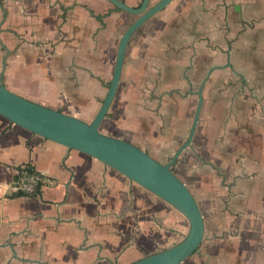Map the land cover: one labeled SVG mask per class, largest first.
Returning <instances> with one entry per match:
<instances>
[{
    "label": "crops",
    "instance_id": "0c3cea01",
    "mask_svg": "<svg viewBox=\"0 0 264 264\" xmlns=\"http://www.w3.org/2000/svg\"><path fill=\"white\" fill-rule=\"evenodd\" d=\"M131 15L108 0H0V82L90 122ZM202 82L173 172L204 234L181 264H264V0H172L147 19L99 130L165 163L188 137ZM23 165L57 183L15 193ZM187 231L180 212L116 170L0 115V264H129Z\"/></svg>",
    "mask_w": 264,
    "mask_h": 264
},
{
    "label": "water",
    "instance_id": "95a60500",
    "mask_svg": "<svg viewBox=\"0 0 264 264\" xmlns=\"http://www.w3.org/2000/svg\"><path fill=\"white\" fill-rule=\"evenodd\" d=\"M108 1L117 9L133 14L136 18L120 37L108 90L94 118L85 122L61 110L41 105L8 90L1 82L0 115L35 135L99 160L180 212L188 222V231L183 238L129 264H181L187 257L199 251L204 234V221L195 198L173 172V166L184 148L190 145L199 117L204 81L197 90L198 101L188 137L167 162L161 163L134 144L102 133L99 126L115 95L125 47L130 36L172 0H159L150 7L149 0H141L137 7L129 6L122 0Z\"/></svg>",
    "mask_w": 264,
    "mask_h": 264
},
{
    "label": "built area",
    "instance_id": "2783aa9c",
    "mask_svg": "<svg viewBox=\"0 0 264 264\" xmlns=\"http://www.w3.org/2000/svg\"><path fill=\"white\" fill-rule=\"evenodd\" d=\"M57 179L44 173H39L31 166L23 165L10 186L15 193L34 194L41 185H55Z\"/></svg>",
    "mask_w": 264,
    "mask_h": 264
},
{
    "label": "rangeland",
    "instance_id": "374dc122",
    "mask_svg": "<svg viewBox=\"0 0 264 264\" xmlns=\"http://www.w3.org/2000/svg\"><path fill=\"white\" fill-rule=\"evenodd\" d=\"M132 16V18H135L136 16L135 15H131Z\"/></svg>",
    "mask_w": 264,
    "mask_h": 264
},
{
    "label": "trees",
    "instance_id": "16d2710c",
    "mask_svg": "<svg viewBox=\"0 0 264 264\" xmlns=\"http://www.w3.org/2000/svg\"><path fill=\"white\" fill-rule=\"evenodd\" d=\"M123 1V0H122Z\"/></svg>",
    "mask_w": 264,
    "mask_h": 264
}]
</instances>
